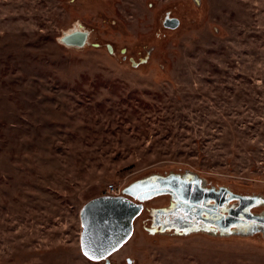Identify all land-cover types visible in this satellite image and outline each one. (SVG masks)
Segmentation results:
<instances>
[{
	"label": "rangeland",
	"instance_id": "1",
	"mask_svg": "<svg viewBox=\"0 0 264 264\" xmlns=\"http://www.w3.org/2000/svg\"><path fill=\"white\" fill-rule=\"evenodd\" d=\"M115 183L144 209L94 261ZM0 264H264V0H0Z\"/></svg>",
	"mask_w": 264,
	"mask_h": 264
},
{
	"label": "water",
	"instance_id": "2",
	"mask_svg": "<svg viewBox=\"0 0 264 264\" xmlns=\"http://www.w3.org/2000/svg\"><path fill=\"white\" fill-rule=\"evenodd\" d=\"M88 32L75 30L62 39L67 45L83 47L88 41ZM143 205L123 195H101L82 207L81 249L88 252V259L101 261L117 252L131 239L136 218L142 213Z\"/></svg>",
	"mask_w": 264,
	"mask_h": 264
},
{
	"label": "flooded vegetation",
	"instance_id": "3",
	"mask_svg": "<svg viewBox=\"0 0 264 264\" xmlns=\"http://www.w3.org/2000/svg\"><path fill=\"white\" fill-rule=\"evenodd\" d=\"M180 181L181 182H186L184 185L187 188L186 192L188 193V197H187L188 198V202L191 203L192 206H195V208H199V209L203 208V209H205L206 206H204L203 203H205L206 201L213 202V203L215 202L216 208H214V206H211V205L209 207H206L208 210H213V212H217L219 210V208H221L222 206H225L224 203L227 200L224 199V194H223V197L222 196L215 197L216 198L215 199V198H212L213 196H215V193H217L215 191V189L211 188L210 190L209 189L207 190V188H205L201 184H199L196 187L195 185H191V182L185 181L182 178H180ZM201 187L203 189H205V190H203ZM154 188H155V185H144V187H130V189L125 191V193L133 196L137 200H139V199L142 200L148 194V192H150L151 189H154ZM172 190H174L175 192H178L177 189L173 188V186H172V188H170V190L168 189V191H171V192H172ZM196 194H198V195L195 196ZM213 199H215V200H213ZM210 208H212V209H210ZM227 209H228L227 212L230 213V209L229 208H227ZM232 209H231V212L233 211ZM237 210H239V209H237ZM239 213H240V211H239ZM239 213H238V215H239ZM238 220L239 219L237 217V221ZM225 222H227V221H225ZM225 222L223 221V223H225Z\"/></svg>",
	"mask_w": 264,
	"mask_h": 264
},
{
	"label": "built area",
	"instance_id": "4",
	"mask_svg": "<svg viewBox=\"0 0 264 264\" xmlns=\"http://www.w3.org/2000/svg\"><path fill=\"white\" fill-rule=\"evenodd\" d=\"M121 188L115 183V184H110L108 187V190L104 192L105 195H121Z\"/></svg>",
	"mask_w": 264,
	"mask_h": 264
},
{
	"label": "bare ground",
	"instance_id": "5",
	"mask_svg": "<svg viewBox=\"0 0 264 264\" xmlns=\"http://www.w3.org/2000/svg\"><path fill=\"white\" fill-rule=\"evenodd\" d=\"M76 29H78L77 27L75 29H72V31H75ZM69 33V32H68Z\"/></svg>",
	"mask_w": 264,
	"mask_h": 264
},
{
	"label": "snow or ice",
	"instance_id": "6",
	"mask_svg": "<svg viewBox=\"0 0 264 264\" xmlns=\"http://www.w3.org/2000/svg\"><path fill=\"white\" fill-rule=\"evenodd\" d=\"M85 255H88V252H85Z\"/></svg>",
	"mask_w": 264,
	"mask_h": 264
}]
</instances>
